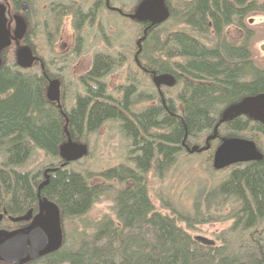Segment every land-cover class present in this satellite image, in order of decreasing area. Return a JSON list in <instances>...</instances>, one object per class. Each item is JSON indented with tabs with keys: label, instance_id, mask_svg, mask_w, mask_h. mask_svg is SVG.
Segmentation results:
<instances>
[{
	"label": "trees",
	"instance_id": "16d2710c",
	"mask_svg": "<svg viewBox=\"0 0 264 264\" xmlns=\"http://www.w3.org/2000/svg\"><path fill=\"white\" fill-rule=\"evenodd\" d=\"M166 4L170 14L161 24L124 19L137 27L138 42L125 53L96 55L89 76L98 82L74 106L66 99L62 108L50 101L41 70L21 69L12 52L5 54L0 67V230L25 227L29 220L24 217L39 213L40 197L59 207L62 226L78 220L83 226L71 237L63 229L59 250L23 264H264V123L248 114L220 122L229 107L264 93V55L258 48L264 22H253L264 17V0ZM48 10L51 23L44 27L53 32H44L47 40L60 35L67 16L81 27L80 9ZM231 27L243 36L232 38ZM124 64L127 84L122 97L114 98L106 79ZM165 74L174 77V84L157 88L154 76ZM145 81L156 87V102L137 111ZM109 120L118 121L130 139L125 163L99 173L77 170L71 163L50 172L43 184L46 169L63 162L60 148L69 137L86 139ZM229 138L254 143L261 156L218 168L215 153ZM184 151L204 157L212 175H224L204 188L194 216L174 210V216L165 215L155 208L148 180L151 174L163 176ZM37 152L48 165L28 169ZM96 176L100 182H92ZM109 181L120 184L114 216H105L87 232L90 226L82 219L110 191ZM197 222L231 223L218 236L220 242L208 246L180 225L190 229Z\"/></svg>",
	"mask_w": 264,
	"mask_h": 264
},
{
	"label": "rangeland",
	"instance_id": "374dc122",
	"mask_svg": "<svg viewBox=\"0 0 264 264\" xmlns=\"http://www.w3.org/2000/svg\"><path fill=\"white\" fill-rule=\"evenodd\" d=\"M40 1H32V6L37 10V14L39 15L38 38L34 40L37 42V49L41 51L40 54L46 60H51V65L54 64L51 68L52 71L58 72L63 79L66 85V103L72 105L74 104L77 86L81 91L83 89L78 76L80 74L85 75L92 68L93 60L98 53L109 55H117L120 52L125 53L129 46L138 42V37L136 36L137 27L132 26L131 23H126L125 18L132 19L122 14H129L130 12L127 11L132 8L135 10L142 0H139V2L138 0H115V4H110L113 6L112 9L107 8L105 5V9L101 11L98 17L101 24H87V28L81 33V37L79 36L78 55L73 56L71 54L66 56V58H59L57 53L61 50L60 44L62 42L70 44V32L74 30L72 20L71 18H65L61 28V34L56 38L52 36L53 41L47 40L44 32H53L52 27L50 28L51 30H46L44 27V21L50 19V16L48 18L43 17L49 14V8L48 6L41 5ZM115 8L121 10L119 12L122 13L121 15L123 17L120 14L118 16L115 14ZM253 22L260 24L264 22V17L257 16L253 19ZM63 34L65 36L61 40ZM229 34L235 39L243 36L242 31L235 27L229 29ZM69 48L70 46H67V49ZM258 48L264 55V41L258 44ZM127 67L128 64L120 66L106 79L108 92L114 98L122 97L123 86L127 84ZM131 73L134 77V70H131ZM139 77L140 75L137 76L138 79ZM155 88L154 85L146 81L140 86V90L145 93V97L143 102H140L134 107L135 110L140 111V109L147 105L156 102L154 99ZM120 125L118 121L109 120L97 131L89 134L86 139L78 141V143L87 147V152L78 161L74 162L76 163L75 168L83 172L90 171L99 173L125 163L128 158L131 142ZM235 139L238 138L226 139L224 144ZM203 158L201 155L193 154V152L184 151L180 155L177 164L164 173L163 176L150 175L148 187L157 211L165 215L174 216V210L178 213L194 216L195 201L203 192L204 188H209L213 184L220 182L224 175H212L207 170V165L204 163ZM48 163L49 161L45 159L44 154L37 152L31 160L28 169L42 167L48 165ZM92 182H100V178L96 176ZM105 184L110 186V191L105 194V197L97 201L89 213L82 219L85 224H89L90 226L87 232L92 231V226L105 216H114L113 197L115 190L120 187V184L116 181L105 182ZM79 221L75 224L66 223L63 225L67 236L69 235L71 237L76 228L83 229ZM230 223L197 222L190 229L186 223H180V225L191 233L193 237L204 236L214 240L217 244L220 242L218 236L224 232L226 226Z\"/></svg>",
	"mask_w": 264,
	"mask_h": 264
},
{
	"label": "water",
	"instance_id": "95a60500",
	"mask_svg": "<svg viewBox=\"0 0 264 264\" xmlns=\"http://www.w3.org/2000/svg\"><path fill=\"white\" fill-rule=\"evenodd\" d=\"M119 11L121 12V10ZM169 14L166 0H142L134 13L127 14V16L139 22L158 25L165 22L169 18ZM4 19V8H0V67L2 65L1 51L9 44V36L5 28ZM21 52L18 63L21 66H25L29 60L27 55L28 50L22 49ZM153 80L158 86L161 83L172 86L175 82L174 77L170 74L155 75ZM58 94L56 81H52L48 90V97L58 98ZM240 114H248L264 123V93L248 97L242 102L229 107L222 114L220 122H225ZM65 129L67 130V126ZM86 152L87 147L85 145L69 137L60 148L63 162L57 167L46 169V180L43 184L48 182L50 172L78 161ZM260 156L261 154L257 151L254 143L235 139L225 144L223 143L217 149L215 153V166L221 168L236 161H244ZM24 219L29 220V223L25 227L13 231L0 230V260L14 264H23L32 259L53 253L61 248L64 241V231L60 209L54 202L46 197H40L39 213L34 216L29 213ZM194 239L208 246L216 244L214 240L204 236H196Z\"/></svg>",
	"mask_w": 264,
	"mask_h": 264
},
{
	"label": "flooded vegetation",
	"instance_id": "af4514ba",
	"mask_svg": "<svg viewBox=\"0 0 264 264\" xmlns=\"http://www.w3.org/2000/svg\"><path fill=\"white\" fill-rule=\"evenodd\" d=\"M33 0H21L19 4H16V0H0V8H4V14H5V28L8 32L9 36V44L6 45L2 51H1V61L2 64L4 63V56L5 54H9L10 52L13 53L14 57V65L17 67L24 69V70H32L33 68L40 69L43 75L48 80L47 85V97H48V90L50 89V85L52 81H56V85L58 87V98L53 97L49 98L50 101L56 102L60 108L63 106V100L66 99V85L61 78V76L58 74V72L52 71V61L46 60L44 56L39 54L37 51V48L35 44L33 43L34 39L38 37L37 30L39 28V15L37 14V10L33 8L32 6ZM41 5L48 6L51 10L53 8H60V7H75L77 9L81 10V27L76 28L74 27L73 23V16H67L66 18H71L73 23L74 30L70 32V44H67L66 42H62L60 44V52L57 53L59 58H66L68 55L77 56L78 55V47H79V38L81 37V33L84 32V30L87 28V24L90 23H98L101 24L99 17V14L102 10L105 9V5L107 8L112 9L113 6H111L109 3L105 0H41ZM114 11L119 12L117 8L114 9ZM135 10L130 12L129 14L134 13ZM120 13V12H119ZM122 14V13H120ZM127 16V14H122ZM46 18V16H43ZM128 17V16H127ZM132 19V18H130ZM134 20V19H132ZM49 20L46 19L44 21V24L48 23ZM102 27V26H101ZM62 31H60L61 34ZM77 33V34H76ZM54 35V34H53ZM78 35V36H77ZM65 34L61 37V40L64 39ZM80 36V37H79ZM67 46H70L69 49H67ZM22 49L28 50V57L29 60L25 64V66H21L19 62V55ZM22 53V52H21ZM97 55H102L105 57V53H98ZM94 68V60L92 68L86 72L85 75L80 74L78 76V79L80 81L81 87L83 88L82 91L78 88H76L75 93V100L73 106L78 103V98H85L88 96L89 88L95 87L93 83L98 82L93 80L89 75L92 72ZM154 81V80H153ZM105 84V79H104ZM155 86L157 88H160L162 86V83L158 86L157 83H155ZM81 91V92H80ZM105 102V98L103 99ZM67 116L66 114H64Z\"/></svg>",
	"mask_w": 264,
	"mask_h": 264
}]
</instances>
